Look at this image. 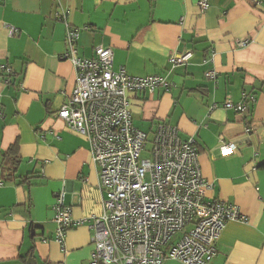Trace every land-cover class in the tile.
<instances>
[{"label":"crops","instance_id":"1","mask_svg":"<svg viewBox=\"0 0 264 264\" xmlns=\"http://www.w3.org/2000/svg\"><path fill=\"white\" fill-rule=\"evenodd\" d=\"M200 1L0 0V264H89L94 250L90 222L56 240L58 192L75 220L100 215L104 199L89 142L57 116L76 85L68 25L80 29L79 56L112 47L114 70L167 77L168 89L130 94L134 125L152 134L166 122L194 138L214 186L207 197L247 216L226 224L209 264H264V0H209L207 10ZM186 51L188 63L170 62ZM3 66L14 71L8 84ZM245 93L255 96L247 112L224 106ZM15 142L17 181L1 166ZM223 144L237 148L222 155Z\"/></svg>","mask_w":264,"mask_h":264},{"label":"built area","instance_id":"2","mask_svg":"<svg viewBox=\"0 0 264 264\" xmlns=\"http://www.w3.org/2000/svg\"><path fill=\"white\" fill-rule=\"evenodd\" d=\"M209 5V0L200 1L202 10ZM67 27L65 57L76 69V85L57 116L89 142L104 199L100 215L75 220L65 193L58 192L56 240L63 245L68 229L90 222L94 250L89 264H163L168 258L209 264L226 224L245 222L247 216L235 204L207 197L214 186L202 176L194 138L184 139L177 126L166 122L152 134L134 125L130 94L168 89L170 82L163 74L136 76L125 68L114 70L112 47H96L93 58L79 56L80 29ZM192 56V51L175 52L170 62L186 64ZM3 73L10 83L13 69L3 66ZM206 76L216 74L209 71ZM253 102L255 96L245 93L242 101L224 106L243 113ZM236 148L223 144L220 153L232 154Z\"/></svg>","mask_w":264,"mask_h":264},{"label":"trees","instance_id":"3","mask_svg":"<svg viewBox=\"0 0 264 264\" xmlns=\"http://www.w3.org/2000/svg\"><path fill=\"white\" fill-rule=\"evenodd\" d=\"M18 144L15 142L7 151L3 153V160L1 162L2 170L7 180L17 181V167L19 158L17 157ZM21 183H30V177H21Z\"/></svg>","mask_w":264,"mask_h":264},{"label":"water","instance_id":"4","mask_svg":"<svg viewBox=\"0 0 264 264\" xmlns=\"http://www.w3.org/2000/svg\"><path fill=\"white\" fill-rule=\"evenodd\" d=\"M28 264H38L36 259H34L32 256L28 259Z\"/></svg>","mask_w":264,"mask_h":264}]
</instances>
